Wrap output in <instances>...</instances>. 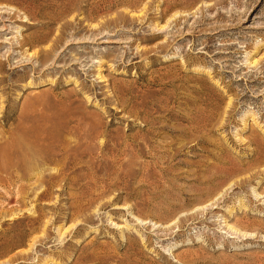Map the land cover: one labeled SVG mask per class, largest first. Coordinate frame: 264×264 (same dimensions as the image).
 Returning a JSON list of instances; mask_svg holds the SVG:
<instances>
[{
    "label": "rangeland",
    "instance_id": "1",
    "mask_svg": "<svg viewBox=\"0 0 264 264\" xmlns=\"http://www.w3.org/2000/svg\"><path fill=\"white\" fill-rule=\"evenodd\" d=\"M0 106V143L27 144L23 124L73 146L98 123L63 169L51 143V158L10 156L0 264H264V0H0ZM93 179L101 191L79 200Z\"/></svg>",
    "mask_w": 264,
    "mask_h": 264
},
{
    "label": "bare ground",
    "instance_id": "2",
    "mask_svg": "<svg viewBox=\"0 0 264 264\" xmlns=\"http://www.w3.org/2000/svg\"><path fill=\"white\" fill-rule=\"evenodd\" d=\"M79 4V3H78ZM198 100V99H196ZM193 101V99H192ZM199 103V102H198ZM201 103H202V100H201ZM205 103V102H204ZM208 104V103H207ZM200 106V105H199ZM202 106V104H201ZM2 108V106H0V109ZM197 110V109H195ZM204 111V110H203ZM3 112V111H2ZM205 112V111H204ZM200 114V113H199ZM205 115V114H204ZM208 115V114H207ZM196 116V115H195ZM194 116V117H195ZM18 118V117H16ZM22 118V116H21ZM199 118V117H198ZM192 120V119H191ZM200 120V119H199ZM193 121V120H192ZM196 121V120H195ZM20 123H22V121H20ZM88 123V122H87ZM203 123H204V120H203ZM200 124V123H199ZM84 125V124H83ZM98 123L97 122H90V124L88 123L87 124V127L86 126H83L80 129V132L82 134L81 138H80V142L77 140V143L74 144L73 146H70L69 143L68 144H65V143H61L60 144L56 141H54V138L56 135L55 133V129L51 128V127H45V126H40V125H30V126H27V125H23V124H20L18 129L16 131H18L20 134H21V137H22V141H27L25 143L27 144H21V143H18V141H16L14 138V135L13 133L11 134L12 137L10 136V140H8L7 142H3V143H0V172H4V173H8L9 170H12V169H16V170H22V166H21V163L20 161H11V158L10 156L18 153L19 151L21 150H24V148H33V153H31V155L29 156V158L32 160L34 159L33 155H37L38 157V154L41 152V151H45V153H48V157H53L54 154H53V151L54 149L52 148V145H54L55 147L54 148H57L58 147V151L57 153H59L58 155V159H57V164L59 165V167H61V169L64 168V164L66 161H69V160H72L73 161V157L75 155H83L85 152L89 153L90 154V151L92 150V140H93V132H94V128L95 126H97ZM195 125V124H194ZM204 125V124H203ZM200 126V125H199ZM98 130V129H97ZM191 130V129H190ZM96 132V131H95ZM103 133V132H102ZM96 134V133H95ZM14 137V138H13ZM24 137V138H23ZM57 141H60V140H57ZM100 141V140H99ZM53 142H56L55 144ZM31 145H30V144ZM52 145H51V144ZM74 143V142H73ZM113 143V142H112ZM165 143V142H164ZM3 144V146L1 145ZM71 144V143H70ZM115 144V143H114ZM120 145V142L118 143ZM153 142L151 143H148L149 146L148 147V152L150 154L152 153H155L158 157H154V161L157 162L158 164V176L161 175L162 177H164L165 175L167 176L168 173L171 174L172 172H174L175 168H176V165H170L169 164V161L165 160V156L167 157L168 156V151L166 150H160V148L158 147L157 150H156V146L159 145V144H155ZM164 145V144H163ZM163 145H160V147H164ZM167 146V145H166ZM126 147V146H125ZM113 148V147H112ZM115 148V147H114ZM117 148V147H116ZM169 148V147H167ZM171 149V148H170ZM118 150V149H117ZM131 154H132V157L133 156H136V153L137 151L134 150V149H129ZM32 151V150H31ZM171 151V150H170ZM174 151V150H173ZM26 152V151H25ZM124 152V151H123ZM145 152V151H144ZM55 153V152H54ZM125 153V152H124ZM139 153V152H138ZM141 153V152H140ZM176 153V152H175ZM44 155V153H42ZM116 154V153H115ZM122 154V152H121ZM147 154V153H146ZM149 154V156H150ZM21 155V154H20ZM42 155V156H43ZM148 155V154H147ZM173 156V155H171ZM169 156V157H171ZM35 157V158H37ZM111 157H113L111 155ZM123 157V156H122ZM21 158V157H20ZM46 158V159H47ZM130 159V157H128ZM117 159V158H116ZM115 159V160H116ZM123 161L120 160V158L118 159V168L119 169V172L120 174H118V179H122V178H125L127 174V171H125L123 169L125 163H124V160L125 157L122 158ZM136 159V158H134ZM173 159V158H172ZM171 159V160H172ZM3 160V162H2ZM24 160V159H23ZM111 160V159H110ZM133 160V159H132ZM169 160V159H168ZM135 161V160H134ZM153 161V160H152ZM34 163V162H33ZM117 163V162H116ZM137 163V162H136ZM173 163V162H172ZM175 163V162H174ZM179 163V162H178ZM156 164V163H155ZM183 164V163H182ZM186 164V163H185ZM33 165V164H31ZM154 165V164H153ZM37 166V165H36ZM39 166V165H38ZM148 166V165H147ZM181 166V165H180ZM186 166V165H184ZM58 167V166H57ZM59 167L56 168L57 171H59ZM138 169L139 172H141L143 170V168H145V164L143 163H139L138 164ZM154 167V166H153ZM157 167V166H156ZM24 168H26L24 166ZM54 169V168H53ZM125 169H128V168H125ZM157 169V168H156ZM178 169V168H176ZM152 170V169H151ZM155 170V169H154ZM180 170V169H179ZM228 170V169H227ZM14 171V170H12ZM146 171V170H145ZM155 172V171H154ZM57 173V172H56ZM147 174V173H146ZM150 175V174H149ZM153 175V174H152ZM173 175V174H171ZM141 176V175H140ZM143 176V175H142ZM157 176V175H156ZM170 176V175H169ZM177 176V175H175ZM66 177H68V174L67 173H64L62 172L61 173V176L60 174L56 175V174H48V176L46 177V179L42 182H40V186H43L44 187V190L39 192V193H35V196L36 198H44L49 192H50V189H51V186H54L53 184H55L57 181H60V180H63L65 179ZM147 177V176H146ZM150 177V176H149ZM142 178V177H141ZM168 178V177H167ZM166 178V182H168L169 184V180H167ZM170 178V177H169ZM174 178V177H173ZM113 179V178H112ZM148 179V178H147ZM142 180L140 179L139 177V181ZM149 180V179H148ZM135 181V180H134ZM150 182V181H148ZM165 182V183H166ZM105 183V182H104ZM151 183V182H150ZM97 183H95V180H91V181H88L87 180L85 181V184L83 186V188L80 190L79 194V200H81V198H86L87 197H93V195L97 194L98 192H100L101 190H99L100 187H98L96 185ZM161 184V183H160ZM123 185V184H122ZM136 185V184H135ZM150 185V184H149ZM152 185V184H151ZM224 185V184H223ZM58 186V185H57ZM124 186V185H123ZM160 186V185H159ZM166 186V185H165ZM170 186L171 188H174L173 184H172V181H170ZM103 188V187H102ZM220 188V187H219ZM154 189V188H153ZM152 189V190H153ZM158 189V188H157ZM165 189V188H164ZM155 190V189H154ZM171 190V189H170ZM174 190V189H173ZM216 191V190H215ZM166 192V195H168L170 198H172V200L174 199H180V194L178 195V193H175V192H171V191H167L165 190ZM218 192V191H217ZM140 195V194H139ZM149 195V194H148ZM48 196V195H47ZM52 196V194H51ZM164 196V195H163ZM167 196V197H168ZM199 197H201V195L199 194L198 195ZM207 196L210 198V194H207ZM151 197V196H150ZM196 198V197H195ZM166 199V198H165ZM169 199V198H168ZM199 199V198H198ZM144 200V199H143ZM146 200V199H145ZM149 200V199H148ZM147 200V201H148ZM207 200V199H206ZM151 201V200H150ZM155 201V200H154ZM166 201V200H165ZM197 201V200H196ZM76 202V201H75ZM152 202V201H151ZM164 202V201H163ZM172 202V201H171ZM193 200L192 198L189 199V200H185L181 203H178V205L175 206V204L173 205H170V204H166L167 205V208H166V212L163 213L162 216H157V218L160 220V221H171L175 214L177 213V210H184L186 209L188 206H190L192 204ZM162 203V201H161ZM169 203V202H168ZM150 204V203H149ZM162 205V204H161ZM158 206L159 208H163L162 206ZM164 205V203H163ZM79 206H81L79 204V202H76L73 203V207L74 209H77L79 208ZM165 206V205H164ZM172 206V208H171ZM156 207V206H155ZM153 207V208H155ZM165 208V207H164ZM161 211V210H160ZM179 212V211H178ZM141 214V213H140ZM142 215H140L141 217ZM145 216V214L143 215ZM173 217V218H172ZM46 223V222H45ZM41 225V224H40ZM44 225V224H43ZM44 227V226H43ZM45 228V227H44ZM44 228L42 229V232L44 233ZM39 229V228H38ZM40 230V229H39ZM34 240V238H33Z\"/></svg>",
    "mask_w": 264,
    "mask_h": 264
}]
</instances>
